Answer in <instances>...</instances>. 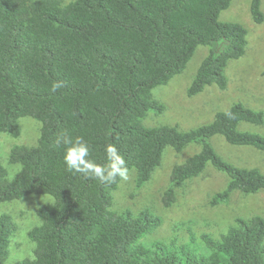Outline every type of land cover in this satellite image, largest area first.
<instances>
[{
	"label": "trees",
	"instance_id": "trees-1",
	"mask_svg": "<svg viewBox=\"0 0 264 264\" xmlns=\"http://www.w3.org/2000/svg\"><path fill=\"white\" fill-rule=\"evenodd\" d=\"M231 1L0 0V133L19 136L25 116L40 124L34 144L10 148L8 162L17 166L11 177L0 163V203L30 194L52 197L36 208L40 222L27 232L33 256L12 264H264L259 214L235 216L219 237L203 232L207 252L195 253L182 244L170 248L174 242H139L161 224L151 208L113 209V191L123 178L109 176V145L133 176L131 195L150 180L165 147L180 152L190 143L200 145L172 165L160 196L165 208L209 164L227 177L225 188L211 194L210 206L227 203L234 191L264 190L259 166L231 163L209 142L220 134L229 144L264 151V135L238 128L240 122L262 125V110L233 102L210 122L186 130L143 123L150 110L164 109L152 89L181 73L200 45L209 51L187 95L212 83L226 87L225 70L247 43L241 23L218 19ZM249 10L253 22L263 21L260 0H251ZM57 83L61 87L53 91ZM64 133L84 138L87 159L105 169L103 178L68 169ZM181 226L187 230L183 239L192 240L195 232ZM14 230L11 215L1 213L0 264Z\"/></svg>",
	"mask_w": 264,
	"mask_h": 264
},
{
	"label": "rangeland",
	"instance_id": "rangeland-1",
	"mask_svg": "<svg viewBox=\"0 0 264 264\" xmlns=\"http://www.w3.org/2000/svg\"><path fill=\"white\" fill-rule=\"evenodd\" d=\"M68 1V0H67ZM251 0H232L223 9L218 19L220 21H237L247 30L244 54L231 60L225 70L227 85L220 89L214 83L193 95H187V88L194 77L201 61L208 54L209 46L200 45L193 52L181 73L173 75L169 81L152 89L155 99L164 105L160 113L150 110L143 123L146 126L176 125L181 130L197 127L210 122L217 111L225 110L233 102H241L252 109L264 112V74L262 63L264 59V18L260 23L253 22L250 17ZM260 10L264 17V0H260ZM20 135L13 137L0 133V163L9 170L11 177L17 166L8 162V152L16 144H34L39 132V122L25 116L19 119ZM238 128L264 135V123L254 125L240 122ZM215 151L224 159L240 166H259L264 173V151L250 146L229 144L222 135L209 138ZM200 145L190 143L180 152L171 147H165L161 164L155 168L150 180L136 193L133 192V176L127 175L113 191L116 211L129 209L137 212L144 206L151 208L154 214L161 218V224L153 231L143 235L139 242L149 245L155 241L166 242L170 247L181 244L195 253H206L201 234L210 233L219 237L227 225L237 215L249 216L259 214L264 217V190L254 194L243 195L234 191L227 203L210 206L208 200L215 191L225 188L227 177L210 164L205 170L191 179L183 189L177 191V198L168 208L162 206L161 192L168 182L169 173L174 163L184 161L188 156L198 152ZM52 201L47 194H30L10 202L0 203V214L8 213L12 217L15 230L6 244L7 257L5 264H12L33 256L34 242L27 232L39 224L36 208ZM186 223L195 232L193 239L186 238L187 230L178 224ZM191 240V241H190ZM184 246V247H185Z\"/></svg>",
	"mask_w": 264,
	"mask_h": 264
},
{
	"label": "clouds",
	"instance_id": "clouds-1",
	"mask_svg": "<svg viewBox=\"0 0 264 264\" xmlns=\"http://www.w3.org/2000/svg\"><path fill=\"white\" fill-rule=\"evenodd\" d=\"M59 87H61L59 83L53 85V91ZM61 140L65 146L64 160L69 170H74L85 175L100 178L104 177L105 169L96 166L93 162L87 159L90 150L89 145L85 142L83 137L77 136L73 138L69 134L64 133ZM106 151L110 157L109 160L111 161L109 164L111 167L109 176H114L116 173H119L123 179H127V167H122L125 165L123 157L117 153L115 147L112 145H109Z\"/></svg>",
	"mask_w": 264,
	"mask_h": 264
}]
</instances>
